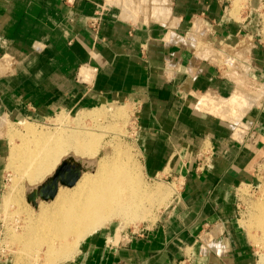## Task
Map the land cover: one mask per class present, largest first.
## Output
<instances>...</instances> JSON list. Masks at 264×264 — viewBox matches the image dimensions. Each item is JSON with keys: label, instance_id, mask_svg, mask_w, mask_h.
<instances>
[{"label": "crops", "instance_id": "0c3cea01", "mask_svg": "<svg viewBox=\"0 0 264 264\" xmlns=\"http://www.w3.org/2000/svg\"><path fill=\"white\" fill-rule=\"evenodd\" d=\"M110 105L134 109L146 177L181 187L149 228L100 229L67 264H264L240 193L264 164V0H0V215L8 121Z\"/></svg>", "mask_w": 264, "mask_h": 264}, {"label": "rangeland", "instance_id": "374dc122", "mask_svg": "<svg viewBox=\"0 0 264 264\" xmlns=\"http://www.w3.org/2000/svg\"><path fill=\"white\" fill-rule=\"evenodd\" d=\"M139 1L140 0H138V2ZM106 108L114 110H107ZM98 109L103 111L105 118L103 116L101 117L102 119H96L97 121L94 119L95 122L93 121V119H90V117H87L86 119L87 115ZM98 109L83 112L80 111L72 114H59L58 116L43 124H15L8 121L7 133L4 134V136L10 143V150L9 159L7 162L6 181L4 185L0 215L1 259L5 260L6 258H8L11 261V264H67L72 259H74V257H76L82 244L91 236L90 235L83 240H78V246H75L77 250L76 248H74V255H71L70 257L57 262L50 261V259L47 257L48 247L46 245H42L41 243V246L37 247L36 250L32 251L31 253H27V251L24 250L23 243L21 241L22 238L27 239L29 237L30 224H37L41 212L44 209H53L52 203L45 202H41L39 204V208L35 209L31 204L28 203L27 193L29 192V190L42 184L47 178L51 177L55 172V168H57L58 165L61 164L59 162H62L70 156L82 160L83 163H94L96 168L102 159L106 157L114 158V154H117L119 152L120 155L123 154L122 157L126 159L125 161H127L128 165L131 164L130 166L134 168L138 180L142 183L144 190L149 192H147V194L145 193V202L143 205V211L145 212V215L144 217H142V219H140L141 221L138 220L135 221L134 224H131V222L134 221L126 222L124 219L115 217L109 220L106 226L101 227L97 230L99 231L100 229L102 230L106 227L114 228L115 230H117L119 240H121L122 236L125 235L135 236L137 234H140L142 230H145L146 228H149L151 225H153L160 214L163 212V210L168 207L177 196L179 188L181 187V185L177 182L170 183L168 181L163 182L160 180H153L147 178L145 175L143 165L140 160V152L134 141L136 131V114L134 109L126 105H110L106 106L103 109ZM115 109H125L127 111V115H125V117H119L117 113L119 111H116ZM25 126L33 127L36 132L39 131L38 133L41 134L44 132L54 134L63 131H71L70 133H76L80 130H102L105 132H101L99 134H104L103 142L105 143H102V146L100 148L101 151L99 152L100 154L98 153L97 157L95 156L89 159L87 157L82 158L71 151L72 153L70 152V154L68 153L63 156V158H61V161L56 164V167L52 170V172H49V174H47L42 180L41 178H39L37 179L39 180L38 182L36 180L34 183H31V180L28 178V176H26L28 174H25L24 172L22 163L23 161H21L25 149L23 145L24 143H27L26 140L28 137L24 132ZM64 126L65 128H67L65 129ZM74 127L76 129H74ZM95 131H93V133H98V131ZM108 132H112L113 134H107ZM17 134L19 136H17ZM116 136L119 138H117ZM15 158L17 159V161L12 162V160ZM257 179V184L253 188L247 186L243 187L244 189H242V191H244L245 197H241V210L243 215L242 222H244L251 231V234L253 235V242L259 254L263 256L264 233L259 226L258 216H260V214L264 211V164L263 166H261ZM65 191L71 190L66 188ZM146 198L148 201H146ZM70 241L72 242L73 239H70ZM55 247L59 249L60 242L56 241ZM186 260L187 259L182 260L181 263L186 262Z\"/></svg>", "mask_w": 264, "mask_h": 264}, {"label": "bare ground", "instance_id": "6f19581e", "mask_svg": "<svg viewBox=\"0 0 264 264\" xmlns=\"http://www.w3.org/2000/svg\"><path fill=\"white\" fill-rule=\"evenodd\" d=\"M210 104H208L209 107ZM202 105L204 104L202 103ZM213 105L215 106V104ZM101 111L98 109L91 112L86 116V119L90 117L94 121V119L103 116L105 118L103 111ZM117 113L119 117L127 115V111L124 109ZM215 113L217 114L216 111ZM74 129L76 128L74 127ZM93 131L95 130H80L76 133L63 131L54 134L44 132L41 134L38 133L39 131L36 132L33 127L25 126L24 132L28 137L27 143L23 145L25 149L21 161H23L24 172L28 174L26 176L31 180V183L39 178L42 180L49 172H52L56 164L61 161V158L68 153L70 154L71 151L82 158L97 157L101 151L102 143H105L103 142L104 134L99 133L105 131L97 130L98 133H93ZM110 133L112 132L107 134ZM17 136L19 135L17 134ZM114 155V158L106 157L102 159L93 171L84 173L75 187L68 188L71 191H65V187L59 189L55 200L50 202L53 204V209H44L37 224H30L29 237L27 239L22 238L21 241L27 253L36 250L42 243V245L48 247L47 257L50 261L57 262L74 255V248L78 246V240L93 235L99 228L106 226L109 220L117 217L124 219L126 222L134 221L131 222V224H134L135 221L144 217L143 205L145 193L147 194L148 191L144 190L134 168L130 166L131 164L128 165L126 159L122 157L123 154L120 155L118 152ZM14 161H17V159L12 160V162ZM240 193L241 197L244 198L245 194L242 189ZM146 201H148L147 198ZM258 223L264 233V211L258 216ZM69 238L73 241L71 242ZM56 241L60 242L59 249L55 247Z\"/></svg>", "mask_w": 264, "mask_h": 264}, {"label": "water", "instance_id": "95a60500", "mask_svg": "<svg viewBox=\"0 0 264 264\" xmlns=\"http://www.w3.org/2000/svg\"><path fill=\"white\" fill-rule=\"evenodd\" d=\"M94 163H83L75 157H68L57 167L53 175L41 185L29 190L27 201L35 209L41 202L50 203L55 200L61 187L73 188L77 185L84 172L93 171Z\"/></svg>", "mask_w": 264, "mask_h": 264}, {"label": "built area", "instance_id": "2783aa9c", "mask_svg": "<svg viewBox=\"0 0 264 264\" xmlns=\"http://www.w3.org/2000/svg\"><path fill=\"white\" fill-rule=\"evenodd\" d=\"M68 4H72V3H74L75 2V0H65ZM101 16H102V14H99L95 19H92V21H91V26H92V28H94V29H96L97 28V25L99 24V21H100V19H101ZM1 250V249H0ZM189 261L190 260H186V262H184V263H181V264H190L189 263Z\"/></svg>", "mask_w": 264, "mask_h": 264}]
</instances>
